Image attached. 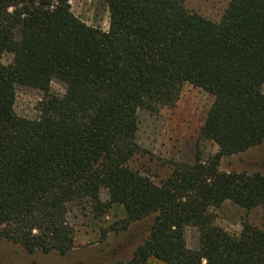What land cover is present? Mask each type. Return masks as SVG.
Masks as SVG:
<instances>
[{
  "label": "trees",
  "instance_id": "obj_1",
  "mask_svg": "<svg viewBox=\"0 0 264 264\" xmlns=\"http://www.w3.org/2000/svg\"><path fill=\"white\" fill-rule=\"evenodd\" d=\"M104 1L107 31L75 17L68 0H0V241L65 257L74 208L99 219L119 207L101 241L151 224L130 260L113 264H264V230L244 222L231 234L214 215L225 204L264 210L263 174L220 169L264 142V0H230L218 23L185 0ZM184 85L213 97L199 141L217 152L204 160L196 147L193 163L171 162L156 184L132 167L138 114L174 107ZM17 86L43 93L37 118L15 113Z\"/></svg>",
  "mask_w": 264,
  "mask_h": 264
},
{
  "label": "rangeland",
  "instance_id": "obj_2",
  "mask_svg": "<svg viewBox=\"0 0 264 264\" xmlns=\"http://www.w3.org/2000/svg\"><path fill=\"white\" fill-rule=\"evenodd\" d=\"M230 0H185L189 12L218 23ZM72 14L88 26L107 31L108 8L104 0H68ZM11 55H4L2 63L8 65ZM51 92L62 96L65 88L58 82L51 84ZM43 93L17 86L14 111L19 117L35 119L40 114ZM213 103V97L190 85H184L178 101L172 108H160L156 113L138 114L136 142L139 153L132 167L139 170L156 184L172 173L171 162L193 163L196 147L204 160L217 152L210 141H199L200 129ZM222 172L264 175V142L244 153L222 161ZM100 198L107 200L106 192ZM215 224L231 234H238L244 222H250L264 230V210L245 212L225 204L214 211ZM123 212L114 207L105 216L92 219L89 208H74L69 222L74 226L75 244L65 257L56 254H28L22 248L0 241V264H113L128 262L136 248L147 236L151 220L132 225L121 233H108L101 241V231L122 219ZM186 244L191 250L198 249V233L195 228L186 231Z\"/></svg>",
  "mask_w": 264,
  "mask_h": 264
}]
</instances>
